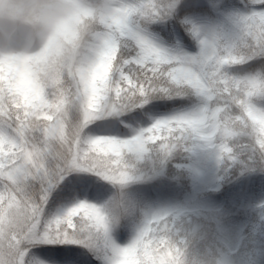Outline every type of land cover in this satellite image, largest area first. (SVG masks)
Instances as JSON below:
<instances>
[{"label":"snow or ice","instance_id":"1","mask_svg":"<svg viewBox=\"0 0 264 264\" xmlns=\"http://www.w3.org/2000/svg\"><path fill=\"white\" fill-rule=\"evenodd\" d=\"M260 11L239 17L238 35L200 38L197 56L174 57L134 28L135 19H166L202 8L200 0H33L31 14L38 48L21 47L14 35L0 37V264H21L25 249L45 239L69 237L87 243L108 234L104 212L81 202L64 215L42 221L47 184L57 176L47 162L88 171L117 184L128 183L135 163L153 149L170 151L199 142L230 162L233 144L246 142L264 153V76L239 77L229 69L256 60L264 70V0ZM211 10L219 5L210 0ZM179 19V16H176ZM135 43L124 56L121 43ZM201 106L156 121L125 140L98 137L83 141L68 122L79 102L82 125L120 108L143 107L157 98L192 97ZM44 184L30 193L28 186ZM43 228V232H41ZM59 261L74 259L75 248L47 249ZM110 264H184L181 244L165 218L146 224L127 247L113 246Z\"/></svg>","mask_w":264,"mask_h":264},{"label":"trees","instance_id":"2","mask_svg":"<svg viewBox=\"0 0 264 264\" xmlns=\"http://www.w3.org/2000/svg\"><path fill=\"white\" fill-rule=\"evenodd\" d=\"M250 1L214 0L219 5V11L216 12L211 10L210 0H200L202 8L197 11L188 12L199 13L200 19L211 23L216 31L214 36H218L223 40H229V38L234 40L237 38L238 32L232 30L234 27L230 29L231 23L227 27L224 25L227 22L224 16L225 14L248 15L252 10L249 8L250 5H247L251 3ZM257 6L256 8L261 9L260 4ZM182 13L180 9H177L174 16L181 18ZM174 16L159 20L139 19L137 22L135 19L134 26L150 32L151 35L157 38L170 42H174V39H172V31L176 27L182 31L180 35L184 43H187L188 39L191 41L193 35L190 37L187 33V28L182 27L179 21H175ZM126 44L121 43V53L124 56H127V51L129 50ZM261 63L260 61L253 60L231 69L235 71V75L245 76L246 74L264 71L260 67ZM231 69L229 71H232ZM259 102L262 103L264 101L258 100L256 102L257 106L261 108ZM199 104H202V101L195 96L157 98L150 100L143 107L122 108L124 109L122 114L116 115L112 113L106 116L105 119H113L109 120L106 124L111 126V122L114 121L117 126V131L121 132L125 129L137 131L140 125L131 118L130 115L132 114H140L142 121L149 113L173 114L188 107H196ZM119 118L122 121L116 122L115 120ZM126 118H130V120H126ZM81 120L82 111L80 105L77 104V101L73 100L68 109V122L74 131L77 130V124ZM114 138L119 139L117 137ZM233 150L234 157L230 162L223 160L217 149L205 147L199 142L181 144L170 151L160 149L150 150L139 161L134 162L138 172L149 175L150 177H147V180L146 178L143 179L140 182L141 184L136 183L130 188L124 187L121 191L123 195L133 196V201H130L133 205L137 203V198L143 192H146V190H150L155 194L152 204L140 205L139 214L143 218L145 217L148 222L155 218L166 219L172 236L176 240H179L178 242L182 246L184 264H207L205 261L199 260V257H202L203 254L202 245L197 244L201 236V231L195 229L197 223L205 221V218L208 219L210 217L207 209L204 208L206 205L208 206L225 194V201H228L233 193L232 186H238L243 182L247 184L250 177L256 179L255 185L264 186V179H260V175L264 173V153L254 151L246 142L242 141L234 142ZM47 163L50 166L49 171L54 172L57 179L55 181H44V184L48 185L46 189V201H50L52 205L61 204L66 206L73 202V195L85 189L86 196L96 195L99 198L102 197L101 202L98 203V201H95V206L106 213L105 216L107 219L109 218L111 209L107 206V202L115 199L117 191L121 189L119 186H113L110 182L88 171L84 173L78 172L75 169L61 168L54 159H50ZM183 165H188L189 168L186 169ZM204 183H208L209 186L207 188L215 187V190L205 192L201 196H196L194 190H199V186ZM44 184L34 182L29 185L30 193L45 191ZM177 193L188 197V200L183 201V198L179 199ZM192 197H195V199H192ZM84 200H87V197ZM181 202L190 204V212L180 214L175 219H170V212ZM147 209L150 210V213L146 217L145 212ZM134 213L135 215L132 218L130 216L128 217L127 224L115 226L110 223L106 239L100 236L89 240L87 243L77 241L78 243H61L55 246L57 248H75L78 252L76 258L80 259L83 264H110L113 246L119 248L129 246L136 240L145 227L144 223L138 227V212L136 209H134ZM125 221L126 219H117V222L120 224ZM183 223H186V226H183ZM125 225V231L127 232L121 238L119 236L120 233L115 230V227H119L121 231ZM233 231L235 229L229 225H221L219 229L220 234L225 236ZM251 234L259 239L251 247L250 255H254L251 258L253 259L259 255L260 259L264 261V221ZM222 237L224 238V236ZM218 239H220V236ZM50 247H37L39 254L36 250L34 255L31 250L29 256L37 264L43 260L41 255H43V258L50 255L47 251Z\"/></svg>","mask_w":264,"mask_h":264},{"label":"rangeland","instance_id":"3","mask_svg":"<svg viewBox=\"0 0 264 264\" xmlns=\"http://www.w3.org/2000/svg\"><path fill=\"white\" fill-rule=\"evenodd\" d=\"M86 4L92 7H99L104 3V0H91L89 2L88 0H84ZM122 2L127 4H137L142 2V0H122ZM249 8H251V14L253 11H260V8L257 5L258 0H251L250 1ZM217 12V11H216ZM174 16V15H173ZM175 17V16H174ZM182 18L176 19L175 21H179L180 25L182 27L187 28L188 35H192V32L195 31L196 33H199L200 38H204L208 35H213V29L210 27L209 24H206L201 19H199L198 15H193L183 12L181 14ZM225 26L227 27L228 24L231 23L232 30H235L238 32L237 29V21L239 17H241L238 14H225ZM139 19H136V22ZM138 30L139 34L143 35L147 39L151 40L153 43H155L157 46L161 47L165 51H167L170 55L174 57H183V56H197L200 54L201 46L197 39H195L193 36L192 42L193 45L191 47L184 46L180 44L179 42L176 44L166 43L162 39H157L153 35H151L149 32L141 30L140 28H136ZM176 27H174L173 32L175 34V39L178 41L181 39L180 36L177 33ZM231 40V38H229ZM122 43H127L128 45V51L127 55H129L133 49L135 48V43L132 41H123ZM41 44V41L39 37H32L28 41H24L21 43V47L24 48H31L35 49L38 48ZM232 70V69H231ZM231 74L235 75V71H230ZM237 76V75H236ZM264 76V71H258L256 73L246 74L242 77H256L260 78ZM240 77V76H239ZM79 104V102H77ZM257 105V104H256ZM261 109L264 110V102H260ZM201 106V104L197 105L196 107H188L180 112H176L173 114H162L159 112L155 113H149L147 114L146 118H144L141 121V118H137V114H133V119L140 125V128L137 129V131H133L130 129L122 130L119 134L115 132L116 123L113 122L111 126L107 125L106 123L109 120L113 119H105L106 116L111 115L112 113L118 115L122 114L124 112V109L120 108L115 112H107L102 114L98 119L88 123L87 125H82V120L77 124V129L80 131V139L83 141L92 140L98 137H117L121 140L129 139L141 132L142 130L152 126L156 121L168 119L175 115L185 114L188 112H192L196 109H198ZM259 107V106H257ZM116 122H121L122 119H116ZM208 147L209 146H205ZM212 148V147H210ZM47 167L50 168L49 164L47 163ZM184 168L188 169V165H183ZM76 170V169H75ZM78 172H86L82 170H76ZM92 173V172H91ZM95 174V173H92ZM97 175V174H96ZM102 179H104L102 176L98 175ZM147 177H150L149 175H145L141 172H138L135 168L134 174L132 179L126 183V184H117L110 182L113 186H119L121 189L117 191V196L115 195L114 200H109L107 202V206L111 209V213L109 214L108 224L110 226V223L113 225H117V219L119 220H125L129 216H134V209L139 212L140 205L142 204H148L154 202V193L150 190H146V192H143L138 198L137 203L133 205L130 201H133L132 195H123L121 191L123 188L127 187L130 188L132 185L140 182ZM261 178H264V176H261ZM105 180V179H104ZM46 181V180H45ZM256 184V179L253 177L249 178V181L247 184L245 182L240 183L238 186H232L233 193L232 196L229 197L228 201L223 206V199L219 198L213 203L209 204V207L207 208V212L209 213L210 217L208 219H204L205 221L199 222L196 224L195 229L201 231V236L199 237V241L197 242L198 245H202L203 247V254L202 257H199L200 261H205L207 264H264V261H262L257 255V257L251 258L254 256L251 253V246L259 241L255 236H253L250 232L254 231L255 228H258L261 226V221H264V186H258ZM208 183L201 184L199 186V190L195 191L196 196H201L202 194H205V192H211L215 190V187L207 188ZM236 188V189H235ZM226 195V194H225ZM85 196V192L83 190H80L79 195L73 196V202L69 205H52L50 201H46L43 209H42V221L43 223H47L50 220H54L57 217H60L64 215L70 208L76 206L77 204L81 202H94V199L91 198L92 196L88 197L87 200H83ZM177 197L179 199L183 198V201L188 200V197H184L181 193H177ZM192 199H195V197H192ZM99 202H101L102 197L98 198ZM190 204L186 202H181L180 204L176 205V207L170 212V219H175L178 215L189 212L190 211ZM150 213V210L148 209L146 211L145 216L147 217ZM106 215V213H104ZM137 221L139 223H144L145 226L148 221H146V218H142L139 216L137 217ZM146 222V223H145ZM138 223V224H139ZM242 223V224H241ZM222 224H228L232 226L235 231L225 235H221L219 232V229ZM183 226H186V223L182 224ZM117 228L116 230L119 231L120 228ZM239 229V230H238ZM41 232H43V228H41ZM220 236V239H218ZM224 236V238L222 237ZM253 238V239H252ZM77 241H80L78 238L73 239L72 237H69L68 241H52L45 239L42 243L33 244L30 245L25 249L24 255L21 257V264H35L31 257L29 256V252L32 250V252L35 255V251L37 250V247L42 245H59L64 243H78ZM179 241V240H177ZM258 246V245H257ZM37 264H83L80 259L74 258L68 261H64L63 263H60L59 261L54 262L52 258H46L43 261L38 262Z\"/></svg>","mask_w":264,"mask_h":264},{"label":"clouds","instance_id":"4","mask_svg":"<svg viewBox=\"0 0 264 264\" xmlns=\"http://www.w3.org/2000/svg\"><path fill=\"white\" fill-rule=\"evenodd\" d=\"M33 0H0V37L12 34L23 43L34 37Z\"/></svg>","mask_w":264,"mask_h":264}]
</instances>
